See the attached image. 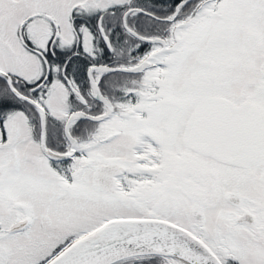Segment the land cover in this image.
Listing matches in <instances>:
<instances>
[{"label": "flooded vegetation", "instance_id": "obj_1", "mask_svg": "<svg viewBox=\"0 0 264 264\" xmlns=\"http://www.w3.org/2000/svg\"><path fill=\"white\" fill-rule=\"evenodd\" d=\"M58 1L22 12L17 34L6 35L8 48L34 50L45 65L30 79L13 66L8 80L0 75L6 264L50 240L40 259L18 263L41 264L122 218L182 227L222 264H264L251 248L264 245V164L231 162L200 147L240 142L221 133L234 126L229 135H239L245 113L264 109V0H167V15L150 12L166 21L165 43L140 39L122 11L130 35L124 44L109 37L120 30V9L107 0ZM36 16L42 19L29 32L26 22ZM247 65H258L256 81H233Z\"/></svg>", "mask_w": 264, "mask_h": 264}, {"label": "water", "instance_id": "obj_2", "mask_svg": "<svg viewBox=\"0 0 264 264\" xmlns=\"http://www.w3.org/2000/svg\"><path fill=\"white\" fill-rule=\"evenodd\" d=\"M138 37L152 42L163 41L159 37ZM162 52L163 49L151 52L145 57L141 67L148 59ZM0 75L9 79L8 74L1 69ZM245 116L246 124L239 135H229L230 128H239L234 126H226L224 133H221L222 138L240 137V142L230 146L221 144L219 139L217 142L200 144V147L231 162L263 165L264 109L255 108L254 111L245 113ZM92 118L99 119L100 116ZM145 255L181 258L190 264H222L206 243L186 229L162 220L138 218L108 220L72 241L45 264H112Z\"/></svg>", "mask_w": 264, "mask_h": 264}, {"label": "rangeland", "instance_id": "obj_3", "mask_svg": "<svg viewBox=\"0 0 264 264\" xmlns=\"http://www.w3.org/2000/svg\"><path fill=\"white\" fill-rule=\"evenodd\" d=\"M53 1H57V0H50V1L48 0H44V1L42 0H0V34L1 35L4 34V36H0V41L3 40L5 44L6 35L9 34L11 37L12 34H17L18 21L22 15V12L27 13V11L34 10L35 6H39V7L42 6V10L44 11L52 9L51 4ZM61 1L62 0H59L58 2H61ZM64 2H66V0H64ZM106 3L109 9H116L117 6H119V8L122 9L121 7L125 6V4L131 5V6L130 5L126 6L127 8L134 6L132 5L133 0H107ZM168 8L165 10L164 16L167 15ZM132 12L136 13V11H132ZM41 19L42 18L39 16L28 18V21L26 22V27L29 29L31 25L29 32L32 29L33 25L38 20H41ZM44 25L46 26V19L44 20ZM58 35L61 41L64 42L62 24H61L60 32ZM7 41L11 42L10 40H7ZM10 45L12 46V43H10ZM15 46L16 48L13 49L14 45L12 46V48H8L6 44L5 46L0 44V69L7 71L9 70L10 66H13L12 72H17V74H21V76L27 79L37 77L43 71L44 66H45L43 64L42 59L38 55V53L34 50L27 49L22 45H15ZM17 56L20 57L19 62L16 61ZM13 58H15V61H13ZM193 71L196 73L197 69H194ZM240 71H242L243 73H241ZM234 72L235 74L233 75L232 80L235 82L246 81V80H249L250 77L252 78V81H256V78L258 77V65H251L249 67L248 65L242 66L240 68H236ZM237 89L239 90V88ZM14 117L12 118V120L14 119ZM76 231H78V229H76ZM51 243L52 242L49 240V242L41 244L40 247L37 248L38 250L32 255L29 253H25L24 249L26 248H23L21 249V252L17 251L14 254V257L22 256V259L21 260L18 258L13 259L11 262L7 264H18L19 262L32 263V261H35L36 259L37 260L40 259L39 254L49 249V246L51 245ZM251 248L255 250V255L264 256V245L257 243V244H253ZM35 255L37 257H35ZM30 257L31 259H29ZM48 259L49 258H45L41 264L46 262ZM177 262H179V259L168 258V257H165L161 261L162 264H178ZM123 263L126 264L129 262H127L126 260H121L119 263H115V264H123ZM0 264H6V259L4 257V249L0 251Z\"/></svg>", "mask_w": 264, "mask_h": 264}, {"label": "trees", "instance_id": "obj_4", "mask_svg": "<svg viewBox=\"0 0 264 264\" xmlns=\"http://www.w3.org/2000/svg\"><path fill=\"white\" fill-rule=\"evenodd\" d=\"M130 5V4H129ZM125 4V6H122L120 9L119 6L116 7L118 10V13L116 15L117 18V24L119 25V31L115 34L109 35L115 37H119L121 39V44L126 43V37L130 36L125 28L121 27V21L119 19V13H122V11H126L127 7L129 6ZM134 7H139L147 12H151V10H155V14L158 15L157 17H163L165 10L168 8V1L167 0H133ZM131 6V5H130ZM132 11H136L132 12ZM157 17H153L152 15L148 13H144L140 10H134L131 8L128 12H126L125 18H124V24L125 26L135 29L138 32H140L141 35L145 36H164V29L166 25L165 19H157ZM114 23V25L116 24ZM135 41L142 42L141 40H138L134 37ZM145 49H140V53H142ZM8 111H2L1 116L6 114ZM164 259L163 256L159 255H145V256H138L133 258H128L126 261L129 263L126 264H162L161 261Z\"/></svg>", "mask_w": 264, "mask_h": 264}, {"label": "bare ground", "instance_id": "obj_5", "mask_svg": "<svg viewBox=\"0 0 264 264\" xmlns=\"http://www.w3.org/2000/svg\"><path fill=\"white\" fill-rule=\"evenodd\" d=\"M142 65V64H141ZM179 259V262H177L178 264H190L189 262H187L185 259H181V258H177Z\"/></svg>", "mask_w": 264, "mask_h": 264}]
</instances>
